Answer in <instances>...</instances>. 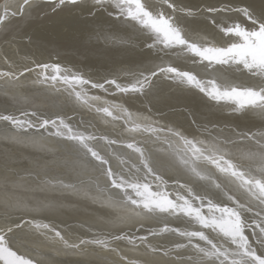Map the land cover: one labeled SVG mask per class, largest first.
<instances>
[{
	"label": "snow or ice",
	"instance_id": "6c2138e0",
	"mask_svg": "<svg viewBox=\"0 0 264 264\" xmlns=\"http://www.w3.org/2000/svg\"><path fill=\"white\" fill-rule=\"evenodd\" d=\"M65 3L76 5L78 0H59V5ZM29 4L30 0H23L20 15ZM92 7L103 11L113 9L109 15L114 16L115 20L130 25L135 34H146V41H150L146 43L149 49L189 57L193 65H201L213 73L217 67H235L264 82V9L259 14L250 6L206 9L208 13L234 11L247 21L241 23L237 20L230 25L221 26L220 31L229 42L218 45L189 35L175 14L195 17L198 12L188 7H178L174 0H161L159 8L149 4L147 0H92ZM11 15L15 16L17 13ZM7 19L8 13L5 11L0 16V26ZM109 33L112 35H105V41H115L117 30L109 29ZM132 39L129 36L127 41L120 42L131 43ZM35 69L39 70L36 83L47 85L57 93L63 90L85 104L101 99L99 96H89L84 91L86 86L104 92L114 88L120 94L143 96L147 99L151 96L159 97L163 82L168 81L203 94L214 106L229 108L233 114L257 111L264 116V83L234 84L223 81L216 75L204 78L193 70H185L172 63L157 64L131 73L124 80L120 75L111 73L93 80L83 72L66 68L59 62L35 63ZM32 71V68L25 67L19 75L8 71L0 72V77L19 79ZM148 102L151 103V99ZM104 105L96 110L115 120H124L130 133L147 134L190 180L181 182L180 179H174L169 184L164 174L158 171L151 154L141 146V142L135 140L128 142L126 147L138 155L139 164H133L127 173L116 172L111 168L109 160L94 147V142L103 139L108 145H115L118 141L108 137L98 138L82 131L59 115L44 118L37 117L35 111L22 112L19 116L0 115V121L8 122L15 131L23 135H27L29 131H43L61 138L73 144L85 157H90L101 166H107L105 175L109 187L120 193L123 203L130 204L139 212L183 216L198 225V229L186 230L169 228L165 224L162 231H171L184 238L185 242L176 243L175 248H192L198 256L199 264H264V251L257 247L258 245L260 249H264V134L257 136L228 129L230 135H226L225 127H220L211 120L206 124L198 123L197 113L187 111L186 114L192 118V124L198 131V135H190L174 126L159 124L149 116H134L125 106L110 104L108 101H104ZM33 117L36 119H32ZM198 185L201 188L199 191ZM219 197L231 203L223 202ZM139 212L135 214L138 215ZM247 213H252L255 218L249 221L246 219ZM24 223L36 230L50 232L52 238L66 250L77 254H84V246L89 244L117 251L111 247L110 241L134 242L133 237L123 233L69 242L62 231L53 225L35 220ZM23 226L22 223H15L0 227V264H43L28 252L21 251V246L14 242L15 231ZM249 229L254 240L250 239L247 232ZM206 230L215 233L223 243L211 238ZM139 239L151 251L160 250L148 245L146 236ZM167 254L165 251V255ZM188 259L191 261L193 257L189 256Z\"/></svg>",
	"mask_w": 264,
	"mask_h": 264
},
{
	"label": "bare ground",
	"instance_id": "6f19581e",
	"mask_svg": "<svg viewBox=\"0 0 264 264\" xmlns=\"http://www.w3.org/2000/svg\"><path fill=\"white\" fill-rule=\"evenodd\" d=\"M147 2L157 8L161 6V0H147ZM174 2L177 3L178 7H188L198 12L195 17H185L183 13L175 14L177 19L186 27L189 35L193 37L198 36L218 45H225L229 42L228 38L225 36L223 37L222 32L218 30L223 25H229L228 19L226 18L239 17L237 20L240 22L247 23V21H245L242 15L234 11H217L214 13H208L206 9H237L246 5L250 6L257 14H259V12L264 9V0H174ZM15 3H17V7L13 8L12 6ZM22 5L23 0H0V16H3L5 11L8 13V19L5 23H3L2 26H0V34L1 32L5 31V27L8 25V22L14 23L18 27L28 30L27 32L26 30L24 31L26 32L25 34L23 33L24 36L22 34H15V36H13L11 39H7L8 37L4 39L2 38L4 35L2 37L0 35V72L12 71L19 75V73L22 72L25 67L32 68L33 71L30 73H25L23 76H25L27 79H23L22 81L21 79L20 81H9L7 78L0 77V105H6L5 101H24L28 98L29 99L27 101H29L30 97L32 98L35 96V94L43 97L46 100L44 101L46 104L50 103V101L52 103L53 101L60 102L62 101L60 99L65 97L67 98L66 103L64 104L63 102H60L63 105L61 107H67L65 112L58 113L56 111H50L46 116L47 118H55L59 115L64 117L66 120H70L72 125H76L73 121L74 117L83 118V123L86 120L88 127H94L93 131H87V133H91L93 135L97 134L99 137H108L110 140L118 141L117 145L122 144V147L124 148L123 150L134 155L138 161V164V155L133 150L126 147V144L132 140L141 142V146L145 147L150 154H153L154 152L155 160L158 162L168 161L171 158L159 150L160 145L158 143L149 145V139L152 140V138H150L147 134L130 133L127 131V125L125 124L124 120H115L102 112H98L96 110L98 107L105 106L104 101H108L110 104L116 103L125 106L133 113L134 116H149L153 121H156L159 124L174 126L176 128L182 129L186 134L190 135H198V131L196 126L192 124V118L186 114L187 111L197 113L198 123L206 124L208 120H211L220 127H225L226 135H230V133L227 131L228 129H236L240 133L254 134L257 136L264 134V116H261L257 111H247L243 114H233L229 108H219L218 106H214L212 102L208 101L207 98L203 96V94H200L195 90L189 91L187 87L177 86V84L173 82H163L160 96H151L147 99L143 96L120 94L116 92L114 88H109L107 92H104L103 90L91 89L90 87L86 86L84 91L89 96L101 97L99 101H90L87 104L81 103L75 100L73 97H67L65 92L57 93L47 85L36 83L38 80L39 70L35 69V63L55 62H59L64 67L71 70H79L85 75L90 76L93 80H98L101 77L98 74L101 70L98 64L103 65L101 63H104V59L101 60L96 58V61H93L94 64L92 62L89 64L88 59H91L90 54L92 53L94 55L96 53L103 54L106 51L112 53L108 57L114 59L113 64H110L111 67L108 69L110 71L106 73V76H108L109 73L118 74L122 80H124L131 73H136L146 68H151L154 65L172 63L174 66H179L182 69L193 70L204 78H207L209 75L216 74L223 81L234 84L259 85L264 82H262L260 78L253 77L246 71L238 70L235 67H217L216 71L213 73L211 70H206L201 65H193L189 57L183 55L176 56L172 53L165 54L158 49H149L146 47V43H150V41L147 42L145 39L146 34H135L133 33L130 25H126L115 20L114 16L109 15V12L113 11L111 8H109L108 11L93 8L92 0H78L76 5L69 3L59 5V0H30V4L24 8L23 14L20 15L19 9ZM166 10L169 12L171 11L170 9ZM14 12L17 13V15L12 16L11 14ZM43 12L48 15L44 14V16ZM213 21H215V23H213ZM109 29L117 30V39L115 41L112 39L105 41V35L110 37L112 35V33H109ZM29 32L31 34H36V36L39 37V40L42 41L41 45H44L46 49L50 48L52 51L60 50L59 52H61V54L64 53V56L69 55V58L65 56L66 59L64 61L61 58L56 59V57L51 52H48V50L46 51V49L42 48V46L36 45L37 43L33 44V38H30ZM129 36L133 37L131 43L120 42V40L127 41ZM140 38L144 40H137ZM54 45H57L58 48L56 49L58 50L54 49ZM117 54H131L133 55V62L129 63L126 61H119L118 59L114 58L118 57ZM148 99H151L152 102L149 103ZM68 101H71L72 104ZM72 105H76L75 107L79 105L84 106V108H86V110H84L86 113H78V110H81L82 108L80 109L79 107L78 110H76V108L74 109ZM22 106H24V109L22 107L19 108L20 110L18 112L20 114L22 112L31 113L33 111L37 113V116L40 114L36 109L34 110L30 109V107L28 108L27 105ZM8 110L13 109L8 108ZM8 112L15 114L14 111ZM120 114L123 115V113ZM245 123L246 126H243V128H239V126H237L244 125ZM81 125L83 124L81 123ZM79 129L85 131L84 129H87V127H84V129ZM13 133L14 132L11 134L6 133L8 135V140H11L12 142L13 140L16 141L15 145H11V150L13 151H18L22 143H35L38 139L37 137L39 136L44 138L46 142H59L56 141V138L59 139L58 137L51 139L43 137L44 135H40L44 133H29L27 135L21 136ZM17 133L19 132L17 131ZM106 134H109L110 137ZM60 142L69 144L71 149L75 150V152H78L73 144L65 140ZM101 143L103 145V142ZM113 146L115 147V145ZM110 147L113 148L112 146ZM241 147H243V145H241ZM104 152L107 154L113 153L111 152V149ZM81 155L83 154L81 153ZM108 155L104 154V156L109 160V164L113 169L114 164H119L120 161L118 158H115V161L110 160L111 158L109 157V159L107 157ZM116 156H118L117 153ZM85 158H89L87 161L96 168L98 165H100L90 157ZM45 161L48 162L49 160L46 159ZM166 163L167 162L164 163V167L169 166ZM125 164L126 163H124V165ZM120 165L122 164L120 163ZM105 167L107 166H103L102 169H105ZM113 170L115 171V169ZM160 172L163 173V171ZM16 173L17 172L14 171L12 172V174ZM23 175L26 177H32L30 174ZM168 175L169 173L164 171L165 179L169 181V184H171L174 179H179L174 175ZM37 179L38 180L36 181H32L29 178H26L19 181L17 179L3 180L0 178V208L2 203H6V200L13 198L20 200V198H22L24 203L21 204L20 207H23L22 205H24L27 206L32 212L33 210H38L37 212H39L34 214H30L29 212L14 214L11 216L14 217L12 220L9 218V214L1 215L2 218L0 221V227L5 226L6 224H24L21 229L15 231L13 236L14 242L21 246V251L28 252L38 261H42L43 264H149L141 255L133 252L128 254L123 252L120 248H114L117 249V251H110L99 246L89 244L84 246L86 249L84 254H77L72 250H66L61 243L52 238V234L50 232L46 230H36L30 224L24 223L26 221L35 220L41 223L53 225L58 230L62 231V233L65 235V238L68 239L69 242H78L79 239L90 240L95 237L105 238L106 236H117L123 233L134 238L133 243L126 244L128 246L134 245L130 248L132 251L137 252L138 250L136 248L138 244L144 245V247L148 246L138 240L139 237L133 235V233L136 234L138 231L144 232V236L147 237V244L155 247L157 244L153 242L154 240L152 238L156 235H164V232H159L158 228L155 229L154 227V229H148L153 227L148 226L149 224L144 225V223H141V221L138 222L137 220L139 218H142L141 220L144 221V219H148L150 216L139 211V214L135 215L136 212L131 208L132 215L134 216L130 215L131 213H129V216H127L126 219L121 218L116 222H113H119L116 225V227L119 226V231H106V226L112 227L111 229H115V226L113 223L109 224L108 222L106 223L105 220H102V215H104L102 211L104 210L101 211L98 205L96 206L99 208H97L95 205L93 206L89 204V202L91 203V199L99 195L92 194V191L79 190L84 189L87 185H84L83 188L73 190L74 185L71 184L73 182H65L66 180H64L65 178H63V176L54 175V177L44 183H38L37 181H39V177H37ZM181 182H184V180H181ZM66 185H70V188H66ZM75 188L77 187L75 186ZM92 190L95 191L93 188ZM96 201H98V203H102L100 200L96 199ZM108 217L109 214H105L104 218L108 219L107 221L115 219H110ZM128 218H132L134 221H129L127 220ZM75 219H77V221H75ZM93 222L101 223L102 225L97 226ZM81 226L95 227L94 229L96 232H93L94 235L92 236L88 237L84 235L85 237H79V239H74L75 241H73L68 234L70 232L73 233L74 231L72 230ZM23 230H27L29 232L31 231L32 234H34L31 239L25 238L26 240H30L28 241L29 244L26 245L25 243L22 244V242L19 240L20 234L24 232ZM150 233H156V235H150ZM140 236L143 237V234ZM115 242L118 241H110L111 247L115 246ZM44 247H46L48 250L43 249ZM156 253H158V251H156ZM162 254L165 255L164 251ZM85 256L92 257V260L84 259L83 257Z\"/></svg>",
	"mask_w": 264,
	"mask_h": 264
},
{
	"label": "rangeland",
	"instance_id": "374dc122",
	"mask_svg": "<svg viewBox=\"0 0 264 264\" xmlns=\"http://www.w3.org/2000/svg\"><path fill=\"white\" fill-rule=\"evenodd\" d=\"M12 7L16 8L17 3L13 4ZM44 14H45V12H43V15ZM45 15H48V14H45ZM234 16H240V15H234ZM226 19H228V22L230 25L233 21H237V19H239V17H231V18H226ZM241 23H244V22H241ZM7 24L8 25H6L7 28L5 27V31L1 32V34H0L1 37L4 35L2 37L4 39H6L7 37H8L7 39H11L13 36H15V34L16 35L22 34L24 36V34L28 31L27 29H23V28L18 27L14 23L8 22ZM25 30H26V32H24ZM48 30H51V29H48ZM218 30H220V28ZM29 36H30V38H33V41H32L33 44L37 43L36 45L42 46V48L46 49L44 45H41L42 41L39 40V37H37L36 34L30 33ZM223 37H224V35H223ZM137 40L141 41L144 39L140 38ZM70 46H72V45H70ZM56 48H58L57 45H54V49L58 50ZM47 50H48V52H51L56 57V59L61 58L64 61L66 59V57L69 58V55L68 56L65 55L66 56L65 57L64 53L61 54V52H59L60 50L59 51H52V49L50 50V48L49 49L47 48L46 51ZM111 54L112 53H109L107 51L104 52L103 54H98V53H96L95 55L93 53L90 54L91 59H88L89 64H91V62L94 64L93 61H96L95 60L96 58L101 59V60L104 59L103 60L104 63H101L103 65L98 64L100 66V69H101L98 73L100 76H106V73H108V71H110L108 69L111 67L110 64H113V60H114V59L108 57ZM117 55H118V57H114V58L118 59L119 61H126L129 63L133 62L132 61L133 55H131V54H128V55L117 54ZM214 75H216V74H214ZM216 76H218V75H216ZM20 79L22 81L23 79H27V78H25V76H21L19 79H9V81H16V80L20 81ZM60 92H65V91L61 90ZM5 93H7V92H5ZM65 93H66L67 97L71 98L67 92H65ZM27 100H24V101H22V100H20V101H5L6 105H4V104L0 105V115H10L13 113H10L8 111H14L15 114H13V115L19 116L20 115V113L18 112L20 110L19 108L22 107L24 109V106H22V105H25V106L27 105L28 108L30 107V109H34V110L36 109L40 113L37 117L47 118L46 116L50 111H54V112L56 111L58 113H63V112H65V110L67 108V107H61L63 105L60 103V102H63L64 104L66 103L67 98H65V97H62L60 99L62 101H60V102L53 101V103H52L50 101V103H48V104H46L44 102L46 100L43 97H41L40 95H36V94L32 98L30 97L29 101H27ZM27 102L28 103L30 102V103L28 104ZM68 102L71 103V101H68ZM7 103H9V104H7ZM49 104H51V105H49ZM75 106H73V107H74V109L76 108V110H78L79 107H80V109L82 108L81 110H78V113H82V112H83V114L86 113L84 111V110H86V108H84V106H82V105H79L77 107H75ZM8 108L13 109V110H8ZM14 108H16V109H14ZM61 108H63V109H61ZM75 112H77V111H75ZM32 119L35 120L36 118L34 117ZM73 121L77 125V126L73 125L74 127L82 128V129H84V127H87V129H84L86 132L87 131L90 132V131L94 130V127H91V126L88 127V123L86 120H85L86 122L85 121H84V123L82 122L83 118L74 117ZM78 121H80V122H78ZM2 122L3 121H0V178H2L3 180H16L17 179L19 181L24 180L26 178L27 179L29 178L32 181H36V180H38L37 177H39V181H37V182L38 183H42V182L44 183V182L49 181V179L54 177V175L63 176V178H65L64 180H66L65 182H70V181L73 182V183H71L72 185H74L73 190L83 188L84 185H87L86 186L87 188L85 187L84 189H79V190H81V191H83V190L84 191L85 190L86 191L87 190L92 191L93 192L92 194H96V195L100 196V197L97 196V197H94L93 199H91V203L89 202V204L93 205V206L98 205L100 207L101 211L104 210V211H102L104 213V215H102L103 216L102 220L103 221L105 220L106 223L108 222L110 224V223L116 222L117 220H119L121 218L126 219L127 216H129V213H131L130 215H132L131 209H134V208L130 204L125 205L121 200L120 193L117 190L111 189L109 187L108 181H107V178L105 175V169H102L103 166L98 165L97 168L92 166L87 161V159H89V158L86 159L83 155H81V153L75 152V150H73L69 147V144L60 142V141H64L61 138H59V139L56 138V141H59V142H53V141L46 142L44 138H41L39 136V137H37L38 139L35 143H29V144H23L22 143V145L18 151H13V150H11V147L13 145H15L16 141L13 140V142H12L11 140H8L7 134H11L12 132H14L13 134H17L19 136H21L23 134H19V133H17V131H15L14 129H11V128H7L8 129L7 130L6 128L3 127ZM81 123L83 125H81ZM237 126H239V128H243V126L244 127L246 126V123L244 125H237ZM6 130H7V132H6ZM40 135L41 136L44 135L43 137H46V138H51V139L54 138V136L48 135V133H46V132H44V134H40ZM106 135L110 137L109 134H106ZM95 136L99 138V136L97 134H95ZM118 138H120V137H118ZM38 141H40V142H38ZM149 141H150L149 145L155 144L152 142V140L149 139ZM101 142H103V145ZM110 146H112L114 149L111 148ZM122 146H123L122 144H118V145L115 144V147L113 145H108L106 143V141L103 139H97L94 142V147L97 150L101 151V153L103 155L109 154L107 157L108 158L110 157L111 158V159L109 158L110 160L115 161L116 160L115 158L119 159V161L122 165H120V163L119 164L115 163L113 166V169H115V171H117V172L123 171V172L127 173L128 168H130V166H132L133 164L138 165V161L135 158V156L132 155L130 152H126L125 150H123L124 148ZM100 147H101V149H100ZM110 149H111V152H113L115 154H113V153L107 154L104 152V151H109ZM54 151H57V152H54ZM58 151H59V153H58ZM121 152H124V153H121ZM116 153L118 154V156H116ZM119 153H121V154H119ZM45 154H48V155H45ZM154 154L155 153L153 152V154L151 156H152L153 161L155 162V165H156L158 171H163V174L165 171V172L169 173L168 176L174 175L177 178L184 180V181L190 180V177L185 172H183L182 170H180L174 166L171 159H169L168 161H164V162H161V161L158 162L155 160ZM47 156L48 157L50 156L49 158H51V159H49ZM44 159L45 160L48 159L49 161L46 162ZM55 159H57V160H55ZM165 162H167L166 164H168L169 166L164 167ZM124 163H126V164L124 165ZM129 164H130V166H129ZM13 171L17 172V173L12 174ZM23 174H30V176H32V177H26ZM55 186H58V185H55ZM68 186H70V185H68ZM75 186L77 188H75ZM66 188H68V187H66ZM92 188L95 191H93ZM197 188H198V190H201L199 185L197 186ZM94 192H96V193H94ZM213 198L217 199L216 196H213ZM96 199L100 200L102 203H98V201H96ZM219 199L223 202H227L229 204L231 203V202L225 201L223 197H219ZM23 203H24V201L22 200V198H20V200L13 198V199L6 200V203H2L1 208H0V221L2 218V216H1L2 214H9V216H10L9 218H11V220H12V219H14V217H11V216H13L14 214L28 213V212L30 214L39 213V212H37L38 210L37 211L33 210V212L30 211L29 208L27 206H24V205H22L23 207H20L21 204H23ZM98 206H96V207L99 208ZM124 207H125V209H124ZM17 210H18V212H17ZM134 211L138 212L139 210L134 209ZM49 213H51V212H49ZM105 214H109L108 218H110V219L115 218V219H112L111 221H107L108 219L104 218ZM132 216H134V215H132ZM148 216H150V218L144 219V221L141 220L142 218H139L137 221L138 222L141 221V223H144V225L149 224L148 226L153 227V228H148V229H154V227H155V229L158 228L159 232H162V228L164 227L165 224H167L169 226V228H181V229H186V230H195V229H198V227H199L198 225L189 222V220L183 216H176V215L170 216V215H165V214H150V215L148 214ZM253 218H255V217L253 216L252 213L246 214V219H248L249 221H251V219H253ZM4 219H8V218H4ZM15 219H17V218H15ZM127 220H129V221L132 220V222L134 221L132 218H128ZM75 221H77V219H75ZM118 223H113L115 226L114 227L115 229H111L112 227L106 226L105 230L106 231L111 230L114 232L119 231V226L116 227V225ZM94 224L97 226L102 225L101 223H94ZM82 228H83V230H82ZM94 228L95 227L81 226V227H78V228L72 230L74 232L73 233L70 232L68 235L71 237V239L73 241H75L76 239H79V237H81V238L85 237L84 235H86L88 237L94 235L93 232H96V230ZM158 230H156V231H158ZM23 231L24 232L22 234H20V236H19V238H20L19 240L22 242V244L25 243V245H26V244H29L28 241H30V240H26L25 238L31 239V237L34 236V234H32L31 231L30 232L27 230H23ZM206 232H207V230H206ZM247 232L250 235V239L254 240L255 238L252 237L251 233H250L251 229L247 230ZM16 233H18V232H16ZM141 233L143 234V237H144L145 233L139 232V231L136 234L133 233V235H136L138 237H142V236H140V235H142ZM163 234H164L163 236L156 235L155 237L152 238L154 240L153 242H155L157 244L156 247L161 249L160 250L161 252L158 251V253L153 252L148 247H144V245H140V244H138V246L136 248L138 250V252L132 251V249L130 247H133L134 245L128 246L126 243H129V242H127L126 240L115 242V244H114L115 246H113L112 248H120L123 252L128 253V254L133 252V253H136L138 255H141L144 258V260L147 261L149 264H173V263L174 264H199L198 256L194 253V250L192 248H187V249H176L175 248L176 243H184L185 242L184 238L178 236L177 234H175L174 232H171V231L164 232ZM207 234H209L210 237L213 238L214 240H216L217 242L223 243L221 238L216 236L215 233L207 232ZM138 237H137V239H138ZM138 240H140V239H138ZM200 243L203 244V242H200ZM19 244H21V243H19ZM135 245H137V244H135ZM225 246H227V245H225ZM257 247H258V250L264 251V249H260L258 245H257ZM43 249L48 250L46 247H44ZM163 251H164V253H165V251H167L168 254H170V255L167 254L165 256L164 254H162ZM162 256H164V257H162ZM189 256L193 257V259L191 261L188 259ZM177 257H181V259H177ZM83 258L92 260V257H90V256H88V257L85 256ZM97 261H99V260H97Z\"/></svg>",
	"mask_w": 264,
	"mask_h": 264
},
{
	"label": "water",
	"instance_id": "95a60500",
	"mask_svg": "<svg viewBox=\"0 0 264 264\" xmlns=\"http://www.w3.org/2000/svg\"><path fill=\"white\" fill-rule=\"evenodd\" d=\"M2 124H3V126L5 128H11V129H13L12 126L8 122L3 121ZM29 133H44V132L43 131H41V132L29 131L27 134H29ZM146 214H149V213H146Z\"/></svg>",
	"mask_w": 264,
	"mask_h": 264
}]
</instances>
